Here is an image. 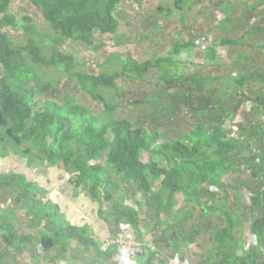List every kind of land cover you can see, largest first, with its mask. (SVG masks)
Listing matches in <instances>:
<instances>
[{
	"label": "trees",
	"instance_id": "1",
	"mask_svg": "<svg viewBox=\"0 0 264 264\" xmlns=\"http://www.w3.org/2000/svg\"><path fill=\"white\" fill-rule=\"evenodd\" d=\"M11 1L0 0V145L21 149L19 153L26 156L29 165L46 160L71 173L70 181L74 186L111 204L107 213L102 207L100 212L108 217L113 215L116 227L125 222L139 230L137 226L141 220L136 210L137 202L135 207H130L119 201L122 192L130 194L131 198L140 192L146 198L144 203L156 214L152 228L158 227L162 221L158 219L160 213H165L163 222L167 229L157 236L162 239L159 248L128 256V264H152L159 253L161 257L180 254L178 250L183 244L193 242L210 229V245L197 254L196 264H264V70L255 67L250 72L238 71L235 76L226 78L219 92L208 84L218 79L217 76L194 74L187 77L178 73L175 79L176 73L169 71V67L179 62L180 52L191 51L195 45L193 40L183 41L178 37L166 56L137 61L128 55L120 60L117 53L119 70L112 68L96 74L87 73L75 69L78 60L60 45L70 40L96 48L93 45L96 33L114 34L115 45L123 42L117 36L119 20L116 15V8L123 0H27L40 10L55 36L40 32L28 15L22 20L17 19L9 10ZM222 5L220 9L224 11L227 6ZM257 6H264V0H255L249 8ZM246 7L244 5L248 10ZM234 18V15L225 14L219 19L218 26L226 25ZM242 25L243 35L221 38L223 46L249 45L264 49V16L259 22ZM5 27H21L25 43H16L3 30ZM206 54L212 59L217 57L214 44L209 46ZM239 55L244 62L248 61L246 53L241 51ZM233 63L236 64L237 59ZM153 67L165 72L159 78L164 83L158 85L157 81L158 86H152L148 92L149 98L146 94L141 99L127 101L134 108L147 106L149 102L151 108L134 120L127 116L116 117V109L121 103H116L115 96L112 102L105 89L119 94L122 89L118 79L125 76L143 81L144 74ZM52 68L64 74L67 86L74 80L84 94L94 101L100 100L104 116L100 117L76 101L73 93H64L58 101L60 79L44 80L38 71ZM37 92L50 93L51 97L35 99ZM231 97H234L232 102L228 101ZM248 103L251 114L262 115V119H249ZM186 114L192 120H188ZM108 115L112 117L108 119ZM238 115L243 120L233 123ZM178 118L183 119L187 127L185 132L174 130V139H167L160 131L147 127L149 123L157 124L158 120L173 124ZM226 121L234 125L227 127ZM235 132L237 136L233 135ZM5 151H8L6 147L2 155L8 153ZM142 151L149 153V161L141 160ZM242 163L250 175L240 180L237 192L243 194L241 189L245 188L251 193L246 203L241 200L250 219L252 236V243L245 250L243 241L235 234V228H240L241 222L227 203V185L222 180L228 172L238 171L236 164ZM25 178L23 174L1 172L0 187L10 191L19 188L16 203L23 200L22 205L30 210L28 201L34 200L33 204L43 201L34 198L37 187ZM211 186L224 193L219 200L220 213L215 212L217 193ZM179 195H182L183 203L179 202ZM236 197L237 201L241 199V196ZM44 203L48 205L47 209L36 215L37 222H44V230L37 236L18 232L9 213L0 210L2 239L13 249L0 251V264H9L5 257L21 255L25 241L33 239L44 253L55 249L54 255L49 256L52 264H75L73 257L68 255L74 241L83 244L85 249L92 248L95 258L101 256L102 264H114L111 263L115 254L112 247L101 249L87 235L85 227L66 223L57 216L60 213L56 205L49 201ZM195 209L199 212L197 222L192 216ZM38 254L35 252L33 258Z\"/></svg>",
	"mask_w": 264,
	"mask_h": 264
},
{
	"label": "rangeland",
	"instance_id": "2",
	"mask_svg": "<svg viewBox=\"0 0 264 264\" xmlns=\"http://www.w3.org/2000/svg\"><path fill=\"white\" fill-rule=\"evenodd\" d=\"M255 0H183L181 3H178L179 0H141L140 3L137 0H123L116 8V15L119 20L118 34L117 36L123 41L118 45H115L114 37L112 33H96L95 41L93 43L96 48H91L83 43H73L70 40H65L61 45L66 53H72L79 62V65L75 66V69L85 71L87 73H99L100 70H109V69H120V61L115 57V54H119L120 60L125 59L128 55L134 58L137 61L145 60H154L157 57L166 56L169 50L172 48V45L175 43L176 39L179 37L183 41L193 40L195 45L191 51H183L178 54L177 59L179 62L169 67V71L175 74V79H177V74L180 73L183 76L191 77L194 74L210 75L217 76L218 79H214L212 82H209L210 88H215L216 92H219L223 83H225L226 78L229 76H235L238 71L250 72L255 67H258L260 70H264V49H259L256 47H250L249 45H236L225 47L221 43L220 39L224 37H237L243 35L244 25L247 26L259 22V18L264 16V6H257L254 8H249L252 2ZM225 3L226 8L224 11L220 9L221 5ZM244 5L249 8L246 10ZM223 6V5H222ZM9 10L15 15L19 20H22L23 16H30L31 23L35 24L37 29L40 32L46 33L49 32L52 36H55V32L52 31L46 21L44 20L40 10L33 5H31L27 0H12L10 3ZM242 14L237 16L238 14ZM184 14V15H183ZM225 14L234 15L235 18L232 22L228 24L219 25V19L223 18ZM238 17V18H236ZM219 21V22H218ZM3 30H6L13 40L18 44L25 43V37L23 35V30L21 27H5ZM39 41L38 37H35ZM214 44L215 49L217 50V57L212 59L206 54V50ZM43 47V45H42ZM44 50L45 47H43ZM244 52L248 55V61L244 62L240 58V52ZM238 56V57H237ZM237 63H233L235 59ZM42 75L44 80H54L60 79L57 87L59 89L57 100L61 101L64 93H73L76 97L75 100L80 102L83 105L89 107L93 113L99 114L100 117L104 116L101 111L104 109L103 103L99 101H94L90 96L83 93L74 80H70L68 86L66 85V77L64 74L57 69H49L44 71L43 69L38 70ZM2 74V68L0 65V75ZM165 75L164 71H160L158 67H153L149 69L143 76L144 80L140 79H130L127 77H122L118 79V85H121L122 92L119 94L114 93L112 90L105 89L106 96L114 102L113 96L118 100L116 103H121L116 109V117L127 116L131 120H134L135 117L141 112L146 111L151 108V104L148 102L144 107H131L128 102L133 99H141L146 96L149 98V90L157 85H161L160 76ZM33 85V82H30ZM157 85V86H158ZM211 89V90H212ZM102 91V89H101ZM177 92V91H176ZM144 93V95H143ZM50 93H40L37 92L34 96L35 99L43 100L49 98ZM234 97H231L228 101L232 102ZM128 101V102H127ZM247 112L250 113V118L253 119L255 115L251 114L250 104L247 105ZM112 115H108V119ZM188 120H192L189 114H186ZM257 120L262 119V115H257L255 117ZM243 120L242 116L238 115L234 118L233 123ZM234 125V124H232ZM228 121H226V126H232ZM148 129H154L160 131L164 137L167 139H174V130H180L181 132L186 131L187 124L183 119L178 118L175 123L167 124L163 120H158V123H149L147 124ZM235 136L236 132L233 134ZM15 152L16 154L22 155V160L18 158L17 155L14 156H5L2 155L3 149ZM21 149H16L8 145H0V173L1 171L7 172L9 165L13 164H24V154L19 153ZM26 158V157H25ZM149 153L147 151H142L141 160L149 161ZM40 167L45 165L49 170H52L51 167L55 165L51 164L48 161L42 162ZM160 164L162 163L159 162ZM60 167L65 175L61 178L62 180L69 181L72 178V174L68 171H65L61 166ZM236 168H239L238 171H230L222 177V180L226 183V195L227 203L232 206L234 214L241 222V227L235 228V234L240 237L241 243H244V250L247 249L248 244L252 243V236L249 231V220L248 214L246 213L245 203L248 201L251 193L242 188L241 193L237 192L239 188L238 184L240 180L247 178L250 175L248 169L244 163L236 164ZM111 173V167L108 168ZM54 170L60 172V170L55 167ZM42 171V170H41ZM43 172V171H42ZM115 174V173H114ZM28 180L27 178H25ZM59 180L56 183L57 186L62 182ZM157 186V184H156ZM15 187V186H14ZM211 190L216 191L215 200H217L216 213H220L221 206L219 200L223 198L224 193L219 191L216 186H211ZM120 190H123L120 189ZM117 192V191H116ZM115 192V193H116ZM119 198V201L129 204L130 207H136V210L139 211L140 221L138 223L137 230L135 226L134 229L140 233V237L143 238V241L150 242V247L156 249L159 248L158 243L161 242L159 236L162 230L167 229L165 221V213H160L158 219H161V223H158V227L151 226L154 225L156 219L155 211L152 207L147 206L144 196L138 192L134 195L135 198H131L130 194H124ZM19 195V188H16L12 191L0 187V210L8 212L11 220H13L17 225L18 232L33 233L35 236L39 231L44 230V222H37V213H44L48 205L43 202L33 204L34 200L28 201L27 203L31 207V211L26 209L22 205L23 200H20L16 203V198ZM117 196V194H115ZM241 196V199H238L236 196ZM115 196V198H116ZM117 199V198H116ZM245 201V203H242ZM137 202V203H135ZM179 202L183 203L182 195H179ZM233 202H236L233 204ZM33 204V205H32ZM111 204L106 201H101V207L104 208L105 213L111 210ZM109 209V210H108ZM29 212H28V211ZM52 212V211H51ZM198 210L195 209L192 213L193 220L197 222L199 220ZM31 216V218H29ZM112 215V214H111ZM59 216V218L64 219L65 216ZM55 218H57L55 216ZM109 228L117 229L120 224L116 227L114 223V216H109ZM30 219V220H29ZM224 219L223 217L221 218ZM32 222V224H31ZM224 223V221H222ZM33 223L35 225H33ZM123 223V224H122ZM122 225H128V223L122 222ZM121 226V225H120ZM121 229V228H120ZM118 230V232L120 231ZM2 229L0 228V251L8 250L13 251L11 247L6 246L2 239ZM156 236V239H155ZM211 237V229L205 231L201 235H198L193 242H187L183 244L178 250L180 254H183L184 257L188 260L189 264H196L198 259L197 254H201L203 249H206L210 245L209 238ZM25 248L21 255L14 258H7L9 264H52L50 255H54L55 249L51 248L47 253H44L40 247L33 240L25 241ZM191 243V246L188 248V245ZM83 244L74 241L68 250V255L73 257L75 264H102L101 256L95 258V253L92 248L85 249L82 246ZM164 246L159 250L163 251ZM39 256L33 258L34 254ZM116 256V254H115ZM159 261H163L164 257L158 256ZM60 261V259H56ZM114 264H128L127 260L119 257L117 261L111 259V263ZM164 263V261L162 262Z\"/></svg>",
	"mask_w": 264,
	"mask_h": 264
},
{
	"label": "crops",
	"instance_id": "3",
	"mask_svg": "<svg viewBox=\"0 0 264 264\" xmlns=\"http://www.w3.org/2000/svg\"><path fill=\"white\" fill-rule=\"evenodd\" d=\"M8 155H17L22 160V155L12 151L5 153L4 157ZM25 157L24 164L19 162V164L9 165L6 170L7 173L23 174L28 181L32 182V185L37 187L34 198L44 202L49 201L51 204L56 205V209L60 215L62 217L65 216L63 220L66 223L76 227H85L88 233L92 234L95 237V241L99 244L121 228L122 225L117 229L115 228V230L114 228L110 229L109 218H106L108 217L107 214L105 215L104 212H100L102 200L93 198L81 187L74 186L71 181L68 183V181L62 180L61 178L66 172L64 173L60 167L55 165L51 167L52 170H49L46 165L44 167L41 165L40 167V164H43L41 162L29 165ZM55 167L60 172L54 170ZM59 180H62V182L57 186L56 183ZM33 225L35 224L33 223Z\"/></svg>",
	"mask_w": 264,
	"mask_h": 264
},
{
	"label": "built area",
	"instance_id": "4",
	"mask_svg": "<svg viewBox=\"0 0 264 264\" xmlns=\"http://www.w3.org/2000/svg\"><path fill=\"white\" fill-rule=\"evenodd\" d=\"M105 247L113 246L116 249V257L123 258L131 254L145 253L148 250H155L150 247V242H144L136 229L131 225H123L120 231L109 237L105 243ZM163 264H189L187 261L180 259L178 256L169 257Z\"/></svg>",
	"mask_w": 264,
	"mask_h": 264
},
{
	"label": "clouds",
	"instance_id": "5",
	"mask_svg": "<svg viewBox=\"0 0 264 264\" xmlns=\"http://www.w3.org/2000/svg\"><path fill=\"white\" fill-rule=\"evenodd\" d=\"M120 225H122V224H120ZM119 225V226H120ZM129 225H131V224H129ZM119 226H118V228H119ZM123 226V225H122ZM121 226V227H122ZM131 226H133V225H131ZM138 232V231H137ZM118 233V231L116 232V233H114L113 235H115V234H117ZM139 234V236H140V233H138ZM87 235L89 236V237H91L92 239H94L95 240V237L92 235V234H90V233H87ZM112 235V236H113ZM111 237V236H110ZM109 238V237H108ZM108 238H106L105 240H103L99 245H101V249H103V250H105V249H107V248H109V247H112L114 250H115V254L117 253L116 252V249H115V247H113V246H107V247H105V245H104V243H105V241L108 239ZM96 242V241H95ZM191 246V243L188 245V248ZM155 250H157L156 248H155ZM154 250V251H155ZM149 251H153V250H148V251H146L145 253H147V252H149ZM145 253H140V254H145ZM115 254H114V257H113V260L114 261H117L118 260V258L115 256ZM131 255H138V254H131ZM128 256H130V255H128ZM128 256H125V257H123L124 259H126L127 260V257ZM174 256H178L180 259H182V260H185V261H187L188 262V260L186 259V257H184L183 256V254H176V255H169V256H166V257H164V262L169 258V257H174ZM162 260L161 261H159L158 259L157 260H155L154 261V263H152V264H163L162 262H163Z\"/></svg>",
	"mask_w": 264,
	"mask_h": 264
}]
</instances>
